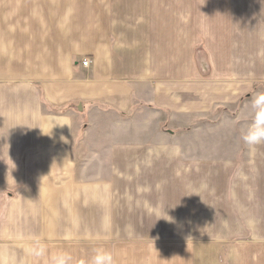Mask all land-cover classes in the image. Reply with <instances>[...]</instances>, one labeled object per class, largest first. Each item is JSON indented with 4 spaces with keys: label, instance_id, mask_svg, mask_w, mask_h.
<instances>
[{
    "label": "crops",
    "instance_id": "0c3cea01",
    "mask_svg": "<svg viewBox=\"0 0 264 264\" xmlns=\"http://www.w3.org/2000/svg\"><path fill=\"white\" fill-rule=\"evenodd\" d=\"M130 3L0 6V264H264V172L208 166L264 95V10Z\"/></svg>",
    "mask_w": 264,
    "mask_h": 264
},
{
    "label": "rangeland",
    "instance_id": "374dc122",
    "mask_svg": "<svg viewBox=\"0 0 264 264\" xmlns=\"http://www.w3.org/2000/svg\"><path fill=\"white\" fill-rule=\"evenodd\" d=\"M123 5L128 2H135V0H122ZM196 1V0H195ZM231 1H238L240 3L239 10H248V7H256V10H264V0H229ZM208 2L210 3L211 0H198L199 6L203 4V8L200 10H231L229 8L230 4H226V0H212V3H214V8L208 7ZM8 0H0V6L7 5ZM122 4V3H121ZM198 10V9H197ZM4 19V23H8L7 18H2ZM264 89V88H263ZM235 142H230L228 144H214V145H209V150H208V155L210 158L212 156H216L214 152L216 149H219L224 156H237L236 160H226V162H221L220 161H214V160H209L208 166H209V172H217V169H219V172H264V153L263 147L262 146H255V149L253 147H249L247 144L243 142V140H240L239 144ZM217 152V151H216ZM215 152V153H216ZM251 153V154H250ZM256 157L257 159H253ZM252 158V159H249ZM77 165L80 167H83L84 164L86 165H92L94 167L84 170L81 169V172H85L84 178L85 179H91L93 178L92 175L96 172L97 178L98 177H106L108 176V171L106 170V165L104 163H97V162H87L84 160H77ZM226 163V164H224ZM104 170V171H103ZM98 171V172H97ZM101 171V172H99ZM107 171V172H106ZM87 172H90L88 174ZM82 176V177H83ZM91 177V178H90Z\"/></svg>",
    "mask_w": 264,
    "mask_h": 264
},
{
    "label": "clouds",
    "instance_id": "9594fccd",
    "mask_svg": "<svg viewBox=\"0 0 264 264\" xmlns=\"http://www.w3.org/2000/svg\"><path fill=\"white\" fill-rule=\"evenodd\" d=\"M253 117L248 126L243 130L241 139L249 147H255L264 143V95L254 98L251 104ZM72 257L61 254L60 264H70ZM87 264H115L114 254L106 249L93 250Z\"/></svg>",
    "mask_w": 264,
    "mask_h": 264
},
{
    "label": "built area",
    "instance_id": "2783aa9c",
    "mask_svg": "<svg viewBox=\"0 0 264 264\" xmlns=\"http://www.w3.org/2000/svg\"><path fill=\"white\" fill-rule=\"evenodd\" d=\"M81 65L83 67H87L88 66V61L87 60H83L82 63H81Z\"/></svg>",
    "mask_w": 264,
    "mask_h": 264
}]
</instances>
